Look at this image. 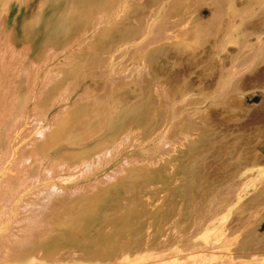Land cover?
<instances>
[{
    "label": "rangeland",
    "instance_id": "rangeland-1",
    "mask_svg": "<svg viewBox=\"0 0 264 264\" xmlns=\"http://www.w3.org/2000/svg\"><path fill=\"white\" fill-rule=\"evenodd\" d=\"M93 1L0 0V16L5 17V31L11 32L16 51L28 46L26 36L33 30L39 32L41 20L47 15L52 33L58 31L56 35L62 42L65 40L64 43L75 38L78 28L91 27L82 36L85 41H77L72 52L90 59L92 52L83 47L98 37L102 47L100 53L107 63L100 65L105 67L101 70L74 62L55 75L54 79L58 77L61 84L59 90L49 85L40 95L42 102L50 100L46 119L36 128L33 118L26 121L28 129L34 132L29 138H40L23 162L19 163L17 153L28 140L25 137L12 139L14 154L0 172V197H6L1 183L9 186L20 173H25L30 180L25 189H20L17 199L7 202L9 214L0 224V264L5 260L2 251L15 253V259H20L25 256L20 254L23 250L49 252L50 245L61 239L71 244V237H81L82 244L99 251L104 244L102 240L92 242L83 238H105L114 229L117 233L122 217L116 210L120 211L124 202L114 200L107 206L110 211L114 209L117 218L106 216L97 224L84 226L96 232H75L76 228L83 227L84 214L104 205L96 199L111 188L109 182H103L98 189L90 184L105 179L126 160L149 161L153 170L162 173L159 156L167 153L169 156L171 147H179L181 142L187 146L182 151L183 158L199 157L200 165L208 170L197 169L190 176V183L181 181V186L177 183L167 185V192H174L177 197L168 203L173 208L161 209L158 218L148 216L133 221L139 218L132 209L131 216L126 219L132 232L129 249L126 253L118 252L111 264H151L157 259L164 264H178L180 256L203 253L206 257H192L187 264H264V164L256 168L247 166L251 165L248 154L253 145L258 153H264V122L256 117L261 108L252 109L262 103V94L252 88L243 89L239 81L240 76H249V71L264 66V0H113L117 10L105 22V16L97 14L105 15L108 9L100 5L99 11H95L97 6ZM174 33L179 40L170 39ZM39 39L37 33L35 42L30 40L32 49L26 50L24 58L27 63L39 60L42 52ZM150 51L154 52L153 73L150 74L153 81L148 84L151 87H147L144 83L151 78L144 76L139 83L134 82L137 75L129 71V66L146 58ZM60 59L63 61L61 54L56 63L61 62ZM122 65H128L124 71L118 68ZM81 69L86 73L82 74ZM11 82L18 84L14 93L22 99L27 92L22 88L23 83L19 84L20 78ZM89 88L91 93L87 98L85 93ZM13 90H8L5 104L12 103V97H16ZM149 93L150 100L158 104L150 106L146 114L141 109L144 100H149ZM53 97L68 98V101L55 103ZM65 109L72 111L74 115L70 117L74 120L71 123L77 125L65 129L61 135L57 132L59 121L55 116ZM91 117L93 122L85 126L91 122ZM207 119L209 126H206ZM127 123H141L144 133L156 125L160 129L156 136L130 135L115 149L108 147L100 151L99 147L104 146L107 138ZM99 124H105L100 131L95 128ZM48 128L54 142L46 146L49 133L40 134ZM68 130L75 138L71 144L67 143ZM168 144L170 149L166 147ZM42 146L47 149L41 156ZM193 148L203 153H193ZM93 150L96 158L93 164L71 167ZM54 159L62 167L51 173L50 163ZM171 163L179 164L182 170L187 168L179 160L172 159ZM221 163L222 168L219 167ZM126 168L124 166L105 180H113L114 186L121 188L128 199L133 194L132 186L129 184L125 189L120 186L126 178L123 176ZM136 173L131 171V174ZM207 178L209 185L203 184ZM80 187L85 189L81 196L66 200L63 208H47L39 225L30 223L38 207L52 205L56 196L59 198L56 193L69 195ZM203 194L205 198L200 206ZM179 205L182 207H177ZM78 213L76 218L71 217ZM22 230H26L24 234L29 236L28 240L15 243L13 236L21 235ZM107 230L110 232H105ZM81 251V248L77 250L76 261L87 262L89 258ZM129 258L138 261L128 262Z\"/></svg>",
    "mask_w": 264,
    "mask_h": 264
},
{
    "label": "bare ground",
    "instance_id": "bare-ground-1",
    "mask_svg": "<svg viewBox=\"0 0 264 264\" xmlns=\"http://www.w3.org/2000/svg\"><path fill=\"white\" fill-rule=\"evenodd\" d=\"M54 1H58V0H54ZM59 1H62V0H59ZM89 1L90 0H86V3H89ZM93 3L95 6H97V8L95 7L96 8L95 11H99L100 5L108 9L105 15L99 14V13L97 14L98 17L105 16L103 18L104 22L107 21L109 17L112 15V13L117 10V3H115L113 0H94ZM98 19H99L98 20L99 22L102 20L100 18ZM51 24L52 23L49 21V18L47 17V15H44L41 20L40 31L35 32V30H33L32 32H30L29 36L28 35L26 36L28 41L25 44L26 45L28 44V46L26 47L22 46L21 47L22 49L20 51H16L15 50L16 48L12 41L11 32L5 31V17L0 16V119H1L0 120V172L3 169H5V163L7 162L8 158L13 156L14 154V148L12 147V141H13L12 139L15 140V139H18L19 137H22V138L25 137L24 139L28 140L25 143V147L23 146L24 148L19 153H17L19 154V157L17 159L19 163H20V160H22L23 162L25 158L29 157V154H30L29 151L32 150L33 145H35L34 142L39 141V138H40L39 136H38L39 138L36 137L35 139L29 138L30 135L31 137L34 136V134H31L34 132L28 129L29 126L26 124V121L28 118L30 119L33 118L36 122V124L35 125L33 124V125L36 128L39 126L40 122L46 119L47 113L50 108L49 106L48 107L46 106L50 102V100L46 101V99H44L42 102V100L40 99V95H41V92L45 90L46 87H48L49 85L54 87L53 90L54 89L59 90V88L61 87V84H60V81L58 80V77L54 79L55 75L57 76L61 70H63L67 66L73 65L74 62H81L83 66L89 64L91 65V67H88L89 69L101 68L102 70L105 67L102 68V66L100 65H103V66L107 65V63L104 62L103 60V53H100V50H102V47L99 44L98 37L95 38V40L92 43H88L85 47H83V49H87L92 52V56L90 59H86L83 56L77 55L72 52L73 46L76 45L77 41H81V42L85 41L86 38H83L82 36H85L87 34V29L89 28V31H90L91 27L87 26V29L85 27L78 28L74 33L75 38L69 43H67L66 41L67 43L66 44L64 43L65 40L62 42L61 38L56 35L58 31H55L54 34L52 33L51 28H50ZM187 25L188 23L185 24V27ZM37 33L40 35L39 40L41 41V43L39 45V48L40 50H42V52L39 55V60L36 62L33 61V63L30 64V63H27V61H24V58L26 57L28 53L26 50L28 48L30 49L31 47L29 43L30 40L32 42H35L34 39ZM170 39H174L175 41H177L180 39V37L174 33V34H171ZM60 54H61V58L63 59V61H61L60 59L61 62L56 63L55 60L57 58H60ZM153 54L154 52L150 51L147 54L146 58L142 57L139 60L135 61L134 65L129 66V71L132 74L137 75L134 79V82L139 83L141 79H144L143 78L144 76L150 77L151 78L150 82H145L144 85L147 87H151L148 84H152V81H153L152 76L150 75L151 73H153V70L151 67ZM127 66L128 65H122V66H119L118 68H120L121 71H124L127 68ZM81 70L83 72L82 74L86 73L85 69H81ZM249 72L251 73V74L249 73L250 74L249 76H246V77L244 76L243 78H241L242 76H240L239 81H241L240 84L243 89L252 88L255 90H259L261 92L262 103L255 107H252V109L256 110L258 108H261V110L256 115V117L259 118L258 120L259 122H264V66L259 69L251 70ZM113 74H115V72H113ZM17 77H19L21 80L19 84L23 83L22 88H24V91L27 92L24 95L25 96L24 99H23L24 96L22 97V99L21 98L18 99L17 97L18 93H14L17 90L16 88L18 84L12 83L11 80L12 79L15 80ZM248 84H254V85L250 86ZM37 86H40V89L39 87L37 88ZM139 86H142V85H139ZM12 88H14L13 95L16 94V97L15 98L12 97V100L14 99L12 103L6 102L5 104V98H7L8 90ZM36 90H38V93H36ZM68 93L70 94L71 91H69ZM90 93H91V89L89 88V90H87V92L85 93L87 98L90 96ZM18 96H20V94ZM149 97H150L149 100L147 99L144 100V103H143L144 106L141 109L146 114L149 112L148 108L150 106L158 104L156 100H153V101L150 100L151 99L150 93H149ZM53 99L55 103L60 102V101H68V98L62 99V97L61 98L53 97L52 100ZM41 103H42V106H41ZM51 105H54V103H52ZM71 115H74L72 111H68V109H65L64 111H62L61 114H57L55 116L56 120L59 121V124L56 127L58 129L57 132L60 131L61 135L64 134L65 129H71L72 127L77 125L76 123H71V121L74 120L73 118L70 117ZM90 121L91 122L87 124L85 123V126L91 125V123L93 122L92 117L90 118ZM206 123H208V119L206 120ZM104 126L105 124L103 126L99 124V126L95 128H98V130L100 131L101 129L104 128ZM206 126H209V123L206 124ZM24 128H27V129H24ZM141 128H142L141 123L137 125H133L132 123H127V125H125L124 127H120V130L116 132L115 134H113V136L110 135L107 138L104 146L99 147L101 148L100 151H103L104 149H107L108 147L115 149L116 146H119L121 143L124 142V140H127L128 136L130 135L133 136V135L140 134L142 138L145 136H152V137L156 136L159 133V129H160V127L156 125L151 129L150 132L144 133V132H141ZM49 132H50V128L41 132L40 135L48 134ZM57 132H55L56 135H57ZM93 136L94 135H91V137ZM74 139L75 138L71 134V131H69L67 143L71 144ZM53 140H54L53 133H49L48 142L46 146L53 143L54 142ZM238 141L241 143L240 139ZM142 142H144V140ZM170 144H173V142ZM170 144L166 146L168 149H170ZM180 145L181 146L179 147L172 146L171 153L169 156H168V153L166 155L159 156V158L162 161V165H163L162 170H161L162 173L159 172L158 169L153 170L152 164L149 161L142 162V161H135L133 159L129 161L126 160L123 164L120 165V167L114 169L112 173L107 174L104 177L105 179H109L110 175H113L116 171H119L124 166L128 167L124 170V174H123V176L126 178L125 179L122 178L123 180L120 182V186L122 185L124 189L129 184L132 186L133 194H130L128 199H127V196L125 198V196L123 195L121 188H117L114 186L113 180L106 181L105 179H98L96 181H93L92 184H90V187L94 186L96 189H98V187L101 186L103 182L104 183L109 182L111 183V188L106 189L104 191L106 192V194L103 197H99L96 199L97 201L98 200L103 201L104 205H102L99 208L97 207V209L95 210H90L89 214L87 213L84 214V220L82 222L83 227L76 228L75 232L77 233L79 232L84 233L86 231L96 232V231H93V229L85 228L84 226L97 224V222L99 223L101 218H104L106 216H108L109 218L112 216L113 218L116 214H118L119 216L122 217L121 223L119 220L120 227L118 228L119 231H117V233H115L116 229H114L111 231L113 233H110L105 238H99L97 236L83 238V240L85 239L86 241H92V242L96 240H102L104 244L99 251H97L95 248H93L90 245L85 246L86 245L85 243L82 244L80 240L82 239L81 237H71L70 238V240L72 241L71 244L67 245L68 244L67 240L61 239L55 242L54 244L50 245L49 252L38 250V251H34V252L31 251L27 253L26 251L23 250L21 251L20 254L23 253V255L25 256L24 258H20V259H15L16 258L15 253L8 252V250H5V252L2 251L1 256L2 257L5 256V260L3 259L1 263L3 264L4 261H5V264H111L113 263L114 258L117 256L118 252L119 254H120V251H124L126 253L125 250L129 249V240H130L129 235L132 232L126 225L127 224L126 219H128L131 216V210L133 209L132 212L137 213V216L139 218L133 221H141L143 220L144 217H148V216H152L153 219L158 218L160 216L161 209H165V208L172 209L173 208L172 206H169L170 204L168 203H170L172 200L174 201L175 198L177 197V194H175L174 192L168 193L165 187L167 185L169 186L170 184L172 185L173 183L175 184L177 183V186L178 185L181 186V181H185V184L190 183L191 182L190 176H192L196 172L197 169L202 167L199 162L200 160L199 157L190 158V156H185L183 158L184 152L182 151L185 150L187 146H183L182 142L180 143ZM44 149H47V148L44 146L40 148L41 156L44 155L43 153ZM198 152L200 151H197V149L193 148V153L197 154ZM202 153L203 152H200V154ZM260 153L262 156L260 155ZM260 153H258V150L253 145L248 154V157L251 160V163H250L251 165H247L248 167L252 166L253 168H256L257 166L264 164V161L261 160L262 158H264V153L262 152ZM94 154H95L94 150L90 151L89 154L84 155L83 157L78 159L76 164H74L75 163L74 162L71 167L80 166V168L81 167L83 168L86 166H90L91 164H93V162H95L94 159L96 158ZM48 159H49V156H48ZM172 159L181 161L182 163L186 165L187 168L185 170H182L179 164L171 163ZM24 165H25V162H24ZM50 166L51 168L49 169L51 173H53L59 167H62V165L58 166L55 159H54V162H52V164L50 163ZM63 166H64V163H63ZM219 167L222 168L223 164L221 163ZM19 168H20V165H19ZM202 168L208 170L207 169L208 167L206 166H203ZM131 171H136L138 173L131 174ZM2 179L3 181H5V177ZM29 180L30 179L27 178L25 173L23 174L20 173L17 180L12 181L9 186L5 185L4 183H1L5 189L6 197L5 196L0 197V224L3 222V219H5V217H7L9 214L6 211V209H8L10 205H8L7 202L17 199L18 192L20 191V189L23 190V188L25 189L28 186ZM203 184L209 185L210 180L207 178ZM43 185L47 186L48 184L43 183ZM84 191L85 189L80 187V188H76L75 191H73L69 195H66L64 193H56V195H59V198H57L56 196V199L52 203V205L46 204L45 207H38L39 209L35 213H33L31 217L32 220L30 223L33 226L39 225V223L43 222V217L46 215L47 208H51L52 210L63 208L67 205L65 204L66 200L71 199V197H75L76 195L79 197L84 193ZM138 193H143V194L138 195ZM202 198L203 199L199 200L200 206H201V203H203L204 201L205 194L202 195ZM39 199L41 200V198ZM114 200L124 202V205L122 204V208L120 209V211L117 212L116 210V214H115V211H113L114 209L112 210L113 211L112 212L110 211V208H107V206H110V204ZM45 202L46 200H44V202L42 203H45ZM49 203H50V200H49ZM125 203H129V204L125 205ZM177 207L181 208L182 206L179 205ZM79 214L80 213L72 215L71 217L76 218ZM116 221H114V223ZM21 232H22L21 235L13 236V241L15 243L28 240L29 236H26L24 234L26 230H22ZM105 232L108 233L110 231L107 230ZM29 233H32V231H29ZM122 233L124 234L122 235ZM199 233L200 235L204 236V233H202L200 230H199ZM192 245L195 247L194 243ZM79 248L82 249L81 253L85 254L89 258L87 262L83 260L76 261L77 255H78L77 250ZM235 251L236 249L233 252ZM206 255L207 254L203 253L198 256H193V255L180 256L178 258V264H187L190 261H192L191 259L192 257H198V258L200 256L206 257ZM33 258H35V260H32ZM127 261L136 262L138 260H135L134 258L133 259L129 258ZM144 264H148V263H144ZM151 264H164V262L161 259H157Z\"/></svg>",
    "mask_w": 264,
    "mask_h": 264
}]
</instances>
